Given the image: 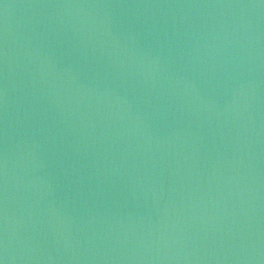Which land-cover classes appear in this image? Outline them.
I'll list each match as a JSON object with an SVG mask.
<instances>
[{
	"label": "water",
	"instance_id": "95a60500",
	"mask_svg": "<svg viewBox=\"0 0 264 264\" xmlns=\"http://www.w3.org/2000/svg\"><path fill=\"white\" fill-rule=\"evenodd\" d=\"M0 56L162 264H264V0H0Z\"/></svg>",
	"mask_w": 264,
	"mask_h": 264
}]
</instances>
